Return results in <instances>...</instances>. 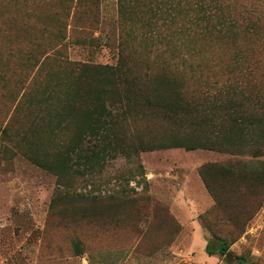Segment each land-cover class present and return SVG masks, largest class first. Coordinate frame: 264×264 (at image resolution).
Instances as JSON below:
<instances>
[{
    "label": "rangeland",
    "instance_id": "1",
    "mask_svg": "<svg viewBox=\"0 0 264 264\" xmlns=\"http://www.w3.org/2000/svg\"><path fill=\"white\" fill-rule=\"evenodd\" d=\"M250 25L264 36V0H0V264H264V198L242 234L227 241V262L203 248L211 238L201 219L209 207L183 210L188 222L181 225L167 205L168 173L198 171L228 155L182 147L140 152L144 174L130 181L129 200L82 205L67 201L55 175L13 146L17 124L2 133L26 96L65 72L66 59L114 64L120 47L138 61L173 57L190 89L239 77L264 90V45L246 35ZM240 53L258 60L248 76L231 72ZM133 167L117 159L86 189L117 190L115 176Z\"/></svg>",
    "mask_w": 264,
    "mask_h": 264
},
{
    "label": "trees",
    "instance_id": "2",
    "mask_svg": "<svg viewBox=\"0 0 264 264\" xmlns=\"http://www.w3.org/2000/svg\"><path fill=\"white\" fill-rule=\"evenodd\" d=\"M254 26L246 35L264 45L263 32ZM132 54L120 47L114 64L66 59L62 75L28 93L29 98L25 91L23 112L16 107L2 133L17 124L13 146L55 175L67 201L82 205L129 200L130 181L144 174L140 152L182 147L228 155L224 163L198 168L213 199L201 217L211 236L204 251L227 262L229 242L242 234L264 198V90L239 77L206 90L190 89L173 57L138 61ZM243 57H235L231 72L248 76L258 60ZM120 158L134 167L115 176L117 190L86 189ZM76 183L83 185L80 191L73 189Z\"/></svg>",
    "mask_w": 264,
    "mask_h": 264
},
{
    "label": "crops",
    "instance_id": "3",
    "mask_svg": "<svg viewBox=\"0 0 264 264\" xmlns=\"http://www.w3.org/2000/svg\"><path fill=\"white\" fill-rule=\"evenodd\" d=\"M149 172L152 176L154 175L152 170ZM168 176L173 178V188L170 191L167 205L181 225L188 222L183 210L191 213L193 210L208 208L212 205L213 199L205 189L197 169L179 168L175 174L168 173ZM154 179L157 178L154 176ZM206 241H204L203 248Z\"/></svg>",
    "mask_w": 264,
    "mask_h": 264
}]
</instances>
